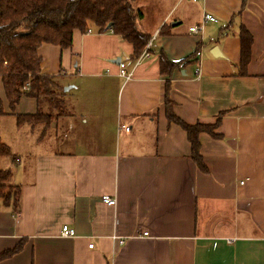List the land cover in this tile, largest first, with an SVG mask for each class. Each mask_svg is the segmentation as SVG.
I'll return each instance as SVG.
<instances>
[{"label":"crops","instance_id":"obj_1","mask_svg":"<svg viewBox=\"0 0 264 264\" xmlns=\"http://www.w3.org/2000/svg\"><path fill=\"white\" fill-rule=\"evenodd\" d=\"M132 5L152 40L135 69L134 46L111 31L39 48L65 102L47 130L19 126L16 115L36 114L38 102L23 97L12 110L0 83V137L16 156L3 167L21 188L18 213L0 207V264H264V0ZM242 26L253 36L245 70ZM167 98L189 125L221 117L216 137L199 136L204 168L169 123ZM64 225L76 235L63 238Z\"/></svg>","mask_w":264,"mask_h":264},{"label":"trees","instance_id":"obj_2","mask_svg":"<svg viewBox=\"0 0 264 264\" xmlns=\"http://www.w3.org/2000/svg\"><path fill=\"white\" fill-rule=\"evenodd\" d=\"M141 16L142 13L134 9L132 0H0V83L12 110L23 97L36 99L39 107L36 114L16 115L18 125L34 129L42 127L45 131L54 118V110L62 113L65 108L57 78L41 72L38 51L43 44L67 49L73 43L75 31L85 34L94 29L99 33L111 31L134 46L133 59H136L150 40L138 30L137 20ZM239 37L241 69L245 70L251 58L253 36L242 26ZM174 68L175 65L163 55L162 73L169 75ZM44 104L46 110L43 109ZM4 115L0 98V118ZM166 116L170 124L174 123L186 132L192 159L204 168L199 136L202 133L215 136L221 117L214 125H189L175 115L168 98ZM4 158L16 160L8 144L0 137V207L11 208L18 213L21 188L11 184L12 170L2 166Z\"/></svg>","mask_w":264,"mask_h":264},{"label":"built area","instance_id":"obj_3","mask_svg":"<svg viewBox=\"0 0 264 264\" xmlns=\"http://www.w3.org/2000/svg\"><path fill=\"white\" fill-rule=\"evenodd\" d=\"M203 20H204V22H217L218 21L215 17H213L210 14H206L204 16ZM202 29H203L202 26H194V27L190 28V32L196 34ZM91 32H92V30L88 31V33H91ZM151 46H152V40H150V42L147 44L145 50L141 53V55L134 60L132 69H135L136 67L142 65L146 60H148L152 57ZM119 67H120V74H119L120 77H122L126 80L132 79V77H133L132 69H128L126 63L121 62ZM129 130H130V128L126 127V131H129ZM102 202H104L105 204H107L109 206L116 205V199H114L110 196H106V195L102 197ZM145 234L148 235L147 233H145ZM75 235H76V232L74 229L70 228L67 225H64L62 227L61 236L63 238H71V237H74ZM90 247L93 248V245H90Z\"/></svg>","mask_w":264,"mask_h":264},{"label":"water","instance_id":"obj_4","mask_svg":"<svg viewBox=\"0 0 264 264\" xmlns=\"http://www.w3.org/2000/svg\"><path fill=\"white\" fill-rule=\"evenodd\" d=\"M111 27V25H109V28ZM212 54L215 56V57H220L221 54L219 52V49L215 48L213 51H212Z\"/></svg>","mask_w":264,"mask_h":264},{"label":"rangeland","instance_id":"obj_5","mask_svg":"<svg viewBox=\"0 0 264 264\" xmlns=\"http://www.w3.org/2000/svg\"><path fill=\"white\" fill-rule=\"evenodd\" d=\"M64 90H66V87L64 88ZM6 159L7 158H5V159L2 160V166H4V167H5V161H6Z\"/></svg>","mask_w":264,"mask_h":264}]
</instances>
